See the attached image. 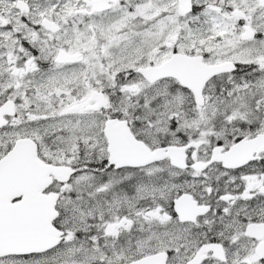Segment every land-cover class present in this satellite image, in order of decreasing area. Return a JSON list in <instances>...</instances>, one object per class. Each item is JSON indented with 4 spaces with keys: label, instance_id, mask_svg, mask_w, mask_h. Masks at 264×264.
<instances>
[{
    "label": "snow or ice",
    "instance_id": "6c2138e0",
    "mask_svg": "<svg viewBox=\"0 0 264 264\" xmlns=\"http://www.w3.org/2000/svg\"><path fill=\"white\" fill-rule=\"evenodd\" d=\"M0 264H264V0H0Z\"/></svg>",
    "mask_w": 264,
    "mask_h": 264
}]
</instances>
